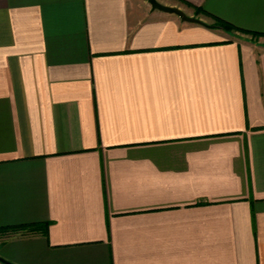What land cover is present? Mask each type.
I'll return each mask as SVG.
<instances>
[{"label": "crops", "instance_id": "crops-1", "mask_svg": "<svg viewBox=\"0 0 264 264\" xmlns=\"http://www.w3.org/2000/svg\"><path fill=\"white\" fill-rule=\"evenodd\" d=\"M156 1L0 0V264H264V0Z\"/></svg>", "mask_w": 264, "mask_h": 264}, {"label": "trees", "instance_id": "trees-1", "mask_svg": "<svg viewBox=\"0 0 264 264\" xmlns=\"http://www.w3.org/2000/svg\"><path fill=\"white\" fill-rule=\"evenodd\" d=\"M195 13L196 14H204L206 16L211 17L213 19V24H212L213 28H221L222 30L227 31V32H229V31H239V32H242V33L251 34L252 36L259 35L258 33L250 32V31H246V30H243L241 28H238V27H236V26H234V25H232V24H230V23H228V22H226V21H224V20H222V19H220L218 17H215V16L211 15L210 13L206 12L202 8H197L196 7L195 8ZM38 226L41 227V228H45L46 227V226L44 227L42 225H34V226H32V229H36Z\"/></svg>", "mask_w": 264, "mask_h": 264}, {"label": "water", "instance_id": "water-1", "mask_svg": "<svg viewBox=\"0 0 264 264\" xmlns=\"http://www.w3.org/2000/svg\"><path fill=\"white\" fill-rule=\"evenodd\" d=\"M148 2L151 5L152 9H157V10H160V11H163V12H166V13L176 14L183 21H187V22H191V23L203 24V22L201 20H199L198 18L187 16L182 10H180L177 7L163 5V4H160L159 2H157L156 0H148ZM209 27H213V26L211 25ZM0 260L4 261L1 257H0Z\"/></svg>", "mask_w": 264, "mask_h": 264}]
</instances>
